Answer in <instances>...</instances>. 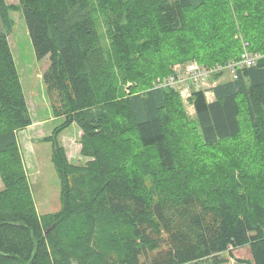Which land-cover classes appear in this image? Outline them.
I'll use <instances>...</instances> for the list:
<instances>
[{
    "label": "trees",
    "instance_id": "1",
    "mask_svg": "<svg viewBox=\"0 0 264 264\" xmlns=\"http://www.w3.org/2000/svg\"><path fill=\"white\" fill-rule=\"evenodd\" d=\"M14 9L63 118L47 140L61 207L41 217L17 141L32 119ZM0 25V264H222L244 246L238 262L264 264V61L192 91L193 122L155 84L175 63L264 51V0H0ZM72 124L80 165L56 141Z\"/></svg>",
    "mask_w": 264,
    "mask_h": 264
},
{
    "label": "rangeland",
    "instance_id": "2",
    "mask_svg": "<svg viewBox=\"0 0 264 264\" xmlns=\"http://www.w3.org/2000/svg\"><path fill=\"white\" fill-rule=\"evenodd\" d=\"M6 1L10 5H16L18 2V0ZM9 16L14 24L7 35V40L32 119L30 126L17 132V141L36 212L41 217L54 214L61 207L59 179L52 162L54 146L51 141L47 140L52 135L53 130L63 122V118H55L52 115L44 93L41 76L49 66L48 57L42 60H37L35 57L21 13L14 9L9 12ZM0 28H2L1 25ZM182 68L183 65L180 63L173 64L171 73L164 77H157L155 82L163 81L173 74L180 76ZM215 76H217L216 79H210L204 86L211 87L229 77L226 72L219 75L215 74ZM181 85H176L173 90L179 96L185 114L184 118L193 122L194 111L190 104V93L196 87H182ZM207 97L209 101L212 100L210 93ZM80 135V128L76 124H72L56 136L57 146L63 149L65 156L72 164L77 165L84 164L87 160L80 155ZM2 188L3 183L0 179V190ZM218 257L226 259V262L222 264H243L236 259L250 261L251 252L248 246H244L233 250L231 253H222Z\"/></svg>",
    "mask_w": 264,
    "mask_h": 264
},
{
    "label": "built area",
    "instance_id": "3",
    "mask_svg": "<svg viewBox=\"0 0 264 264\" xmlns=\"http://www.w3.org/2000/svg\"><path fill=\"white\" fill-rule=\"evenodd\" d=\"M261 61H264V51L250 52L244 45L242 52L236 59L227 61L224 64H215L210 67L200 65L196 62H189L183 65L180 76L173 74L165 80L156 82L155 84L161 88H173L178 84H182V87L195 86L196 88H194V90L207 89V85L204 86V84L208 83L212 75L226 72L232 78H236L239 69L256 66Z\"/></svg>",
    "mask_w": 264,
    "mask_h": 264
}]
</instances>
